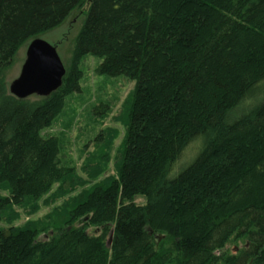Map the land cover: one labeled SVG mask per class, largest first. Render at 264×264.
<instances>
[{
	"label": "trees",
	"instance_id": "obj_1",
	"mask_svg": "<svg viewBox=\"0 0 264 264\" xmlns=\"http://www.w3.org/2000/svg\"><path fill=\"white\" fill-rule=\"evenodd\" d=\"M73 10L76 53L135 81L115 175L88 188L40 134L78 74L25 99L4 79ZM0 188V264H264V0H0ZM49 192L48 219L13 224Z\"/></svg>",
	"mask_w": 264,
	"mask_h": 264
},
{
	"label": "rangeland",
	"instance_id": "obj_2",
	"mask_svg": "<svg viewBox=\"0 0 264 264\" xmlns=\"http://www.w3.org/2000/svg\"><path fill=\"white\" fill-rule=\"evenodd\" d=\"M85 16V11L73 10L60 25L38 37L56 46L66 73L72 70V73L78 74L75 80L77 89L65 96L59 113L40 134L57 139L60 159L75 168L76 174L87 182L84 187L88 188L91 183L115 175L135 81L125 75L102 73L99 71L101 58L89 53H76L78 33ZM27 44L28 41L18 49L12 63L4 70L7 89L8 83L20 72ZM196 146L191 144L185 149L177 167L193 159L197 152ZM55 188L56 184L52 190ZM50 192L38 201L39 208L32 214L15 207L19 217L13 220V224L21 226L28 220L48 219L51 210L62 202V199L51 202V197L48 198ZM0 194H5L2 188ZM143 201V198L135 200L137 203ZM241 246L240 241L230 243L228 250L237 252Z\"/></svg>",
	"mask_w": 264,
	"mask_h": 264
},
{
	"label": "water",
	"instance_id": "obj_3",
	"mask_svg": "<svg viewBox=\"0 0 264 264\" xmlns=\"http://www.w3.org/2000/svg\"><path fill=\"white\" fill-rule=\"evenodd\" d=\"M66 73L56 46L40 37L30 40L16 78L8 83V92L18 99L45 97L56 91ZM160 238L157 236V240ZM111 236L108 244H110Z\"/></svg>",
	"mask_w": 264,
	"mask_h": 264
},
{
	"label": "bare ground",
	"instance_id": "obj_4",
	"mask_svg": "<svg viewBox=\"0 0 264 264\" xmlns=\"http://www.w3.org/2000/svg\"><path fill=\"white\" fill-rule=\"evenodd\" d=\"M158 242V241H157Z\"/></svg>",
	"mask_w": 264,
	"mask_h": 264
}]
</instances>
